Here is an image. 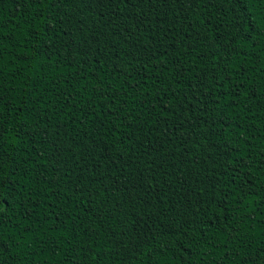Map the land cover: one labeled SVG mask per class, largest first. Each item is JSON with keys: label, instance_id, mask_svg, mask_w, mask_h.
Listing matches in <instances>:
<instances>
[{"label": "trees", "instance_id": "16d2710c", "mask_svg": "<svg viewBox=\"0 0 264 264\" xmlns=\"http://www.w3.org/2000/svg\"><path fill=\"white\" fill-rule=\"evenodd\" d=\"M119 7L123 11H118L114 17L108 9L98 8L95 4L89 7L82 0H0L3 84L5 89H15L9 96L14 102L10 106L23 108L22 114H5V128L11 130L14 124L26 118L29 125L35 124L40 129L57 120H65L63 115L56 114L58 109L46 111L47 106L32 107L30 97L40 94L39 91L32 92V81L39 77H44V82L35 87L43 89L45 84L51 87L45 99L48 96L56 98L57 92L66 88L64 78L70 74L74 77L73 83L79 79L83 84L85 81L81 77L88 76L92 83L99 79L112 83L113 88L119 87V81L124 78L120 74L132 71L128 61L134 47L148 43L161 26L160 18L155 16L153 9L137 32L136 21L144 19L147 5L133 8L132 5L120 4ZM129 11L132 17L123 18ZM154 19L155 24L149 22ZM165 19L175 24L173 37L176 31L182 32L179 40L183 44L174 39L165 55L170 58V69L183 65V75L177 77L178 83L172 88L175 98L164 100L162 107L182 101L184 93L198 78L207 75L211 85V76L218 75L215 62L198 59V53L207 50L203 45L211 40L212 32H206V28L231 32L236 25L237 31L243 30L245 35H251V40L245 42L241 39L237 45V50L245 54L237 57L236 53H232L233 63L227 67L231 72L243 63L250 77L249 83L255 89L254 99L245 101L243 111L236 110L239 119L228 114L234 129L224 130L221 136L210 137L215 145L210 154L216 163L208 161L206 177L220 170H225L227 174L217 175L219 183L214 189L207 186L205 179L195 186V195L189 194V185L183 189L173 187V194L169 195L167 188L172 187L170 183L165 189H154L149 195L140 187L132 190V185L137 184V173L132 172L134 165H129L121 175L116 171L109 173L107 166L101 163L98 175L89 178L93 183L83 194L86 201L91 199L93 203L91 211H86L81 217L84 224L74 233L76 238L71 239L70 244L59 239L39 246L33 244L27 255L22 244L21 249L15 250L19 252L15 264H169L181 259L179 249L182 247L187 249L183 257L186 264H238V261L241 264H264V0H220L209 7H204L202 0L192 3L183 0L180 5H172ZM116 32L119 35L113 34ZM131 32L135 35L130 37ZM85 37L89 41H100L99 46L93 49L96 54L87 58L81 55ZM61 45L65 46L61 48ZM21 54L27 58L17 59ZM156 55L160 56V52ZM221 55L225 61L229 59L223 53ZM76 70H80V77H75ZM28 77L31 79L27 80L28 87L25 88ZM207 94L211 102L214 94L211 91ZM21 100L23 104H20ZM134 107L133 118L123 121L126 127H118L112 132L107 131L112 127L107 122L101 126L100 132H94L87 122L83 126L69 123L67 128L59 130L67 132L64 140L74 137L78 143L103 135L110 149L108 155L116 161L114 167L118 169L130 155H141L138 150L140 137L136 131L141 127L148 130L153 121L163 115L160 113L158 116L155 110L143 112L139 105ZM137 116L139 124L135 122ZM113 122L116 123L115 119ZM237 124L239 126L235 127ZM52 131L48 128L36 135L34 145L31 139L22 138L27 140L26 144L9 140L6 147L10 155L15 156L22 171H28L29 164L39 162L41 170L48 169L44 178L59 182L64 174L58 171L61 166L56 163L57 153L42 140V137L51 136ZM51 139L55 137L51 136ZM225 141H228L227 145ZM13 145L15 152L11 148ZM30 146L35 150L29 152ZM21 147L23 151L19 150ZM225 148L230 152L231 159L227 161L228 169H221L224 157L215 153ZM30 156L36 160H31ZM40 157L47 159L48 163L44 164ZM231 168L238 169L237 174H233ZM201 172L204 173V170L201 169ZM124 179L131 181L128 189L114 193V187L122 184ZM63 187L72 188L73 185L69 182ZM130 194L133 197L131 201ZM66 195L78 201L72 191L66 192ZM147 202H152L153 207L145 211ZM126 213H130L128 218L135 226L129 225ZM119 221L123 223L118 226ZM122 229H130L133 234L142 233L136 251L131 254L127 251L131 247L127 240L128 232ZM35 235L40 234L37 232ZM26 239H32V234ZM121 240L124 243L118 248L117 243ZM81 247H85L86 251H80ZM12 259L8 257V260Z\"/></svg>", "mask_w": 264, "mask_h": 264}, {"label": "snow or ice", "instance_id": "6c2138e0", "mask_svg": "<svg viewBox=\"0 0 264 264\" xmlns=\"http://www.w3.org/2000/svg\"><path fill=\"white\" fill-rule=\"evenodd\" d=\"M82 2L89 7L95 4L98 8L108 9L114 17L118 11H123L119 7L120 4L132 5L133 8L137 5H147L148 11L144 13V19L136 21V31L138 32L144 26L145 19L149 13L153 12V9H155V16L160 18L161 26L148 43L134 47L131 59L128 61V67L132 71L120 74L124 78L119 81V87L113 88L112 83L99 79L92 83L88 76L81 77L85 81L83 84H80L79 79L73 83L74 77L70 74L64 78L66 88L57 92L56 98L48 96L45 99V96L51 92L49 84H45L43 89L35 87L44 82V77L32 81V92H40L39 95L30 97L32 107L45 108L47 106L46 111L58 109L56 114L65 117L63 121L57 120L54 124H48L45 129H40L35 124L29 125L27 118L14 124L11 130L4 127L5 114L10 112L22 114L23 108L19 105L10 106L14 105V102L9 99V96L15 89L4 87L3 48L0 47V264H15V257L19 255V252L15 250L21 249L22 244L26 255L29 254L28 250L33 244L39 246L53 239L63 240L70 244L71 239L76 238L74 233L77 228L83 227L82 215L86 211H91L93 201L91 199L86 201L83 194L93 183L89 178L94 174L98 175L97 169L101 163L107 166L106 170L109 173L116 171L121 175L129 165H134L132 172L137 173V184L132 185V190L140 187L149 195L154 189H165L169 183L172 185L167 188L169 195L173 194V187L178 186L183 189L186 185L191 187L189 194L195 195V186L203 183L205 179L207 186L214 189L219 183L217 175L224 176L227 172L220 170L213 173L211 177H206L208 161L216 163L210 154V150L215 146L210 137L221 136L224 130L234 129L228 114L236 115L239 119L236 110L243 111L242 106L245 105V101L254 99L255 89L249 83L250 77L243 68V63L235 66L231 72L227 67L233 63L232 53H236L237 57L245 54L242 50H237L238 42L241 39L245 42L251 40V35H245L243 30L237 31L236 25H233L231 32L219 31L211 27L205 29L206 32L211 31L212 36L210 42L203 45L207 50L198 53V59L215 62V72L218 75L211 76L212 84L209 85L207 75L198 78L184 93L182 101L176 104L169 103L162 107L164 100L171 101L175 98L172 88L175 83H178L177 77L183 75L181 71L183 65L173 66L170 69L168 67L170 58L165 55L174 39L183 44V41L179 40L182 32L176 31L173 37L175 24L168 23L165 19L172 5H180L183 0H82ZM188 2L192 3L194 0H188ZM202 2L204 7H209L220 0H202ZM131 17L132 12L129 11L123 18L130 19ZM149 22L155 24L156 20ZM113 34L119 35L118 32ZM68 35L71 34L68 33ZM133 35L135 32L129 33L130 37ZM2 39L0 37V42ZM84 42L85 47L81 50L82 57L94 56L96 54L93 50L94 46H99L100 41H89V38L85 37ZM157 52H160V56L156 55ZM221 53L229 59L225 61ZM26 58L24 54L17 57V59ZM75 77H80V70H76ZM29 79L31 77L25 79V88L28 87L27 80ZM250 88L251 91L248 90ZM209 91L214 94L211 102L207 94ZM23 103L21 100L20 104ZM136 105L141 106L143 112L155 110L158 116L160 113L163 115L154 120L148 130L141 127L136 131V135L140 137L138 150L141 155H130L129 159L118 169L114 167L116 161L108 155L110 149L106 146L103 135L78 143L75 142L74 137L64 140L67 132L59 130L67 128L69 123L83 126L87 122L94 132H100L101 126L107 122L112 125L107 128V131L112 132L118 127H126L123 121L133 118ZM33 115L35 116L36 113ZM114 119L116 123L113 122ZM135 122L139 124L138 116ZM238 126L237 124L235 127ZM48 128L53 129L51 136L55 139L52 140L51 136H45L42 140L57 153L56 163L61 166L58 171L64 174L59 182L55 179L46 180L44 172L48 169L41 170L39 162L29 164L28 171H22L15 156L10 155L9 148L6 147L9 145V140L19 141L22 145L26 144L27 140H22V138L31 139L34 145V137L42 131L46 132ZM224 143L227 145L228 141ZM11 148L13 152L16 151L14 145ZM19 150L23 151V147ZM34 150V147H29V152ZM61 152L64 155H59ZM215 154L224 157L225 163L221 165V169H228L227 161L231 159V155L227 148L222 151L218 150ZM29 158L36 160L35 157L30 156ZM40 161L44 164L48 163L44 157H40ZM230 170L233 174L238 172L236 168ZM21 181L24 182L21 183ZM69 182L73 187L64 188L63 185ZM130 183L131 181L124 179L122 184L114 187L113 192L128 189ZM68 191H72L73 195L78 197V201L67 197L66 192ZM156 198L159 199V196L157 195ZM132 199L130 194L129 200ZM10 200L11 203H9ZM152 207V202H147L145 211ZM158 210L157 208L156 211ZM129 216L130 213H126L125 219L128 220L129 225L135 226L132 219L128 218ZM122 223L123 221H119L118 226ZM136 223L138 224L139 221ZM45 225L47 227H44ZM122 231L128 232L127 240L131 247L127 251L131 254L136 251L139 244L138 238L142 233L133 234L130 229H122ZM37 232L39 236L35 235ZM29 234H32L30 240L26 239ZM53 234L56 236L53 237ZM84 234L86 235L87 232L85 231ZM123 243V240L119 241L117 247L119 248ZM80 251L84 252L86 248L81 247ZM179 252L181 259L169 262V264H186L183 257L187 249L182 247ZM116 254L119 255V252ZM237 255H239V250H237ZM8 257H13V259L8 260ZM238 264L241 262L238 261Z\"/></svg>", "mask_w": 264, "mask_h": 264}]
</instances>
